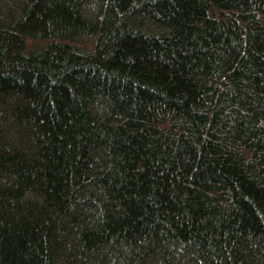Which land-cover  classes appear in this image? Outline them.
Returning <instances> with one entry per match:
<instances>
[{"label": "trees", "instance_id": "obj_1", "mask_svg": "<svg viewBox=\"0 0 264 264\" xmlns=\"http://www.w3.org/2000/svg\"><path fill=\"white\" fill-rule=\"evenodd\" d=\"M0 264H264V0H0Z\"/></svg>", "mask_w": 264, "mask_h": 264}]
</instances>
